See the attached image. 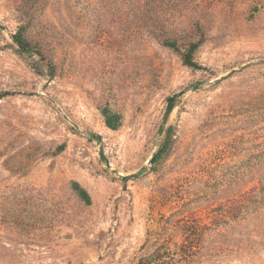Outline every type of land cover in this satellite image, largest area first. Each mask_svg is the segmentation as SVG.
Returning a JSON list of instances; mask_svg holds the SVG:
<instances>
[{
	"label": "rangeland",
	"instance_id": "374dc122",
	"mask_svg": "<svg viewBox=\"0 0 264 264\" xmlns=\"http://www.w3.org/2000/svg\"><path fill=\"white\" fill-rule=\"evenodd\" d=\"M0 264H264V0H0Z\"/></svg>",
	"mask_w": 264,
	"mask_h": 264
},
{
	"label": "trees",
	"instance_id": "16d2710c",
	"mask_svg": "<svg viewBox=\"0 0 264 264\" xmlns=\"http://www.w3.org/2000/svg\"><path fill=\"white\" fill-rule=\"evenodd\" d=\"M13 42L19 47V49L22 52H28V51H30L29 45L25 41V39H24L23 35L21 34V32H18L17 34H15L13 36ZM166 44H169V46L172 47V48H174V49L177 48L176 45H175V43H172V42L168 43V42H166ZM195 48H196V45H190L189 46V48L187 50V53L183 56V62H184V64L187 67L198 69L199 66H197L192 61V54H193ZM173 100H174V97L169 99V103L167 105V110H166L165 116L169 113V110L171 109V105H172ZM102 114H103V117H104V123H105V125H106V127L108 129H110V130H116L119 127V125H120V118L118 116L113 115V114H110L106 110H104L102 112ZM169 130H168V132H169ZM92 137H94V136L91 135V138ZM94 139H96V138H94ZM166 139L169 140V135L166 137ZM166 147H167V143H165L164 146H162L161 150L155 156L156 159H159V157L162 155V153H164ZM73 188L78 192V194L84 200H86L88 202V196H87L86 192L83 189H81L77 184H74V187Z\"/></svg>",
	"mask_w": 264,
	"mask_h": 264
}]
</instances>
